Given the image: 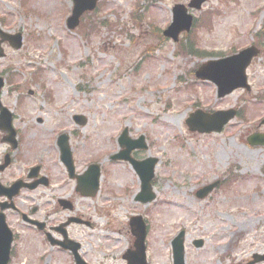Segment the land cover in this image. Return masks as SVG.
<instances>
[{
  "label": "rangeland",
  "instance_id": "374dc122",
  "mask_svg": "<svg viewBox=\"0 0 264 264\" xmlns=\"http://www.w3.org/2000/svg\"><path fill=\"white\" fill-rule=\"evenodd\" d=\"M190 1L101 0V9L83 22L99 24L87 36L89 29L71 31L66 25L72 0H0V27L25 38L21 50L3 44L6 56L0 59V75L14 77L4 88L2 104L13 111L26 137L12 168L41 164L61 180L56 167L60 132L71 138L81 170L90 163L101 165L102 188L94 198L79 199L71 194L73 188L64 194L76 199L75 212L91 222V227L69 229L91 264H127L123 255L135 240L128 223L132 214L143 215L152 227L151 264H172L171 241L183 229L188 264H243L264 253V147L247 142L255 130L264 133V0H208L202 11L191 13L196 19L207 17L209 25L199 21L203 25L181 34L178 42L164 38L173 6ZM195 38L197 54H182L181 41L186 46L187 39ZM251 45L261 54L247 69L250 91L236 90L220 99L216 85L191 72L210 57L230 56ZM15 84L19 88L14 90ZM199 108L247 112L222 133L200 135L186 126L189 114ZM73 115H84L87 123L77 125ZM38 117L42 123H36ZM125 128L132 139L143 135L148 143L134 158L159 159L156 199L147 205L136 201L141 184L129 163L111 160ZM5 150L0 142V153ZM230 166L245 178L219 187L211 200H200L196 191ZM56 195L42 188L21 198L52 200V208ZM175 207L187 212L167 218ZM69 215L56 213L57 223ZM20 236L10 264H75L66 251L41 246L32 233ZM196 238L205 240L203 248L193 246Z\"/></svg>",
  "mask_w": 264,
  "mask_h": 264
},
{
  "label": "water",
  "instance_id": "95a60500",
  "mask_svg": "<svg viewBox=\"0 0 264 264\" xmlns=\"http://www.w3.org/2000/svg\"><path fill=\"white\" fill-rule=\"evenodd\" d=\"M98 0H73L75 3L72 16L69 17L67 25H69L70 29H75L77 25L80 22V18L82 15L87 11H92L96 8ZM205 0H193L190 3V7H197L199 8L202 3H204ZM174 22L173 24L166 29L165 35L168 37H171L175 40L178 39V35L180 32L186 30L190 31V28L193 23L192 16L187 13V9L183 5H176L174 8ZM0 58H2L5 53L3 48L1 47V44L3 41H9L10 45L14 47L15 49H20L23 46V38L22 34H8L0 30ZM258 51L254 48L245 50L240 53L238 56H233L227 59H221L219 61L214 62H208L207 64L203 65L197 72V76L201 77L203 79H210L213 82L217 83L219 85V94L220 96L226 95L227 93H230L231 90L237 87L247 86L246 82V71L245 69L247 66L251 63V59L253 56L257 55ZM4 79L0 77V96H1V90L4 87ZM0 126H2L4 129L9 128V124L11 121L12 114L8 112L6 108L3 107V105L0 102ZM234 111L230 112H221L217 113L211 116L203 114L201 111L197 112L194 115H191L192 118H190L187 122L190 125V128L193 130L198 129L199 131L203 132H211L213 130L221 131L223 128V125L228 122L232 117H234ZM79 121L82 123H85V120L83 117L79 118ZM264 123V122H263ZM5 125V126H4ZM256 135L249 138V141L251 144H260L264 145V135H259L258 141H255ZM120 142L123 147L126 145V150L120 152V154L115 155L114 159H130L131 162L134 164V167L136 169V172L139 173L141 177L142 182V191L139 194V198L143 202H150L155 197V194L152 193V185L150 184L151 179L154 177V167L157 164L156 159L149 158L145 162H135L132 160L131 151L134 149H145V141L144 138L141 137L136 141H131L127 138V131H125V134L121 137ZM61 149H62V155L64 161L68 164L70 172L73 171L74 166H72V155L70 153V149L68 144L66 143V140L60 141ZM100 172L97 166L91 167L90 171L83 175V178L80 179L81 184L84 185L86 183V177L91 176V183L93 181L94 189L86 194H94L95 190L98 188V181L100 178ZM85 179V180H84ZM79 182V183H80ZM205 188L204 193H199L201 197L207 195L212 189H214L215 185ZM142 217L139 218H133L131 222V226L133 228V233L136 234L137 238H139V249L142 248L143 242H144V236H145V229L144 224H141V229L138 230L134 227L135 223L140 221ZM2 231L5 232L6 235L2 233ZM182 236V235H181ZM12 233L7 229L6 223H4V218H0V264H7L10 259V250H11V241H12ZM68 247V245H65ZM64 246V247H65ZM175 248H177L175 252V258H176V264H184V248L182 247V241L175 240L174 242ZM75 251V248H73ZM264 259V256H261L259 259H256L255 262H259L260 260ZM76 263L78 264H86L82 262L80 259L76 260Z\"/></svg>",
  "mask_w": 264,
  "mask_h": 264
},
{
  "label": "flooded vegetation",
  "instance_id": "af4514ba",
  "mask_svg": "<svg viewBox=\"0 0 264 264\" xmlns=\"http://www.w3.org/2000/svg\"><path fill=\"white\" fill-rule=\"evenodd\" d=\"M72 120L75 121L74 115ZM43 119L38 117L36 123H42ZM13 132H1L0 131V142L6 147V150L0 153V212L5 215L6 223L11 228L14 233V238L19 240L22 231H27L34 235L41 246L45 244H52V242L57 241L56 238H61L63 235V230L68 232L70 236V228L75 225L80 226H90V221L84 219L83 216L78 215L75 211L76 209V199L71 197L74 193L78 194L79 199L85 200L92 197L83 196L78 189V178L71 177L68 172V168L65 163L61 160L59 156V166H56L62 179L59 180L52 177L47 171L48 167H43V165L38 166L40 169L36 170L33 165L27 168L20 167L18 170L12 168L18 160H16L14 155H18V151L24 147L25 135L20 132L17 125H14ZM59 155V154H58ZM74 155V153H73ZM75 156V155H74ZM8 163V164H7ZM7 165V166H6ZM75 175H82L83 171L80 164H74ZM62 167V168H60ZM17 174L14 176H8L9 173ZM46 176L48 179V184L45 183L42 176ZM22 181L20 185L19 192L16 195L7 194L3 191V188L11 187L14 183ZM73 184L72 187H69ZM3 187V188H2ZM42 188L53 189L57 191L59 195L54 196L52 199H56L52 208H50L52 200H42L34 201L31 198L22 200V196L26 193L30 194L33 191L41 190ZM73 188V193L64 195L67 189ZM69 211V215L63 222L56 221V213L61 211ZM74 237V236H73ZM75 238V237H74ZM204 245V241H203ZM202 245V246H203ZM83 245H80L79 252L82 251ZM130 248L128 249L130 251ZM82 253V252H81ZM127 253V252H126ZM126 253L123 255L126 256ZM225 257L233 259L231 254L227 253ZM84 258L87 260L86 256ZM235 259V258H234ZM251 259L244 261L243 264H251ZM242 264V263H239Z\"/></svg>",
  "mask_w": 264,
  "mask_h": 264
},
{
  "label": "bare ground",
  "instance_id": "6f19581e",
  "mask_svg": "<svg viewBox=\"0 0 264 264\" xmlns=\"http://www.w3.org/2000/svg\"><path fill=\"white\" fill-rule=\"evenodd\" d=\"M183 212H184L183 208H181V207H175V211H172L171 214H168L167 215V218H172V217L177 218L179 216H183L182 215ZM116 240H117V242L119 244L120 240H118V239H116Z\"/></svg>",
  "mask_w": 264,
  "mask_h": 264
},
{
  "label": "trees",
  "instance_id": "16d2710c",
  "mask_svg": "<svg viewBox=\"0 0 264 264\" xmlns=\"http://www.w3.org/2000/svg\"><path fill=\"white\" fill-rule=\"evenodd\" d=\"M83 25H84L83 27H85V29H87V30L89 29L91 32H93L99 26V24H96V22L91 21V20H88ZM188 50H190V49H188Z\"/></svg>",
  "mask_w": 264,
  "mask_h": 264
}]
</instances>
